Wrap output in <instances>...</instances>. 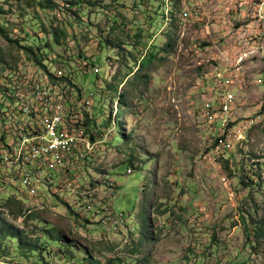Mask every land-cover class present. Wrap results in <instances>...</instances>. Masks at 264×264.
<instances>
[{
  "label": "rangeland",
  "instance_id": "rangeland-1",
  "mask_svg": "<svg viewBox=\"0 0 264 264\" xmlns=\"http://www.w3.org/2000/svg\"><path fill=\"white\" fill-rule=\"evenodd\" d=\"M220 3L0 0V87L11 74L42 78L24 50L48 44L43 54L69 62L70 82L94 94L108 141L77 172L76 186L99 190L86 199L61 189L30 199L0 178V264H264V37ZM185 6L200 17L182 20ZM219 73L233 95L223 133L222 114L203 118L204 103L218 108ZM85 201L124 214L123 233L104 234Z\"/></svg>",
  "mask_w": 264,
  "mask_h": 264
},
{
  "label": "built area",
  "instance_id": "built-area-1",
  "mask_svg": "<svg viewBox=\"0 0 264 264\" xmlns=\"http://www.w3.org/2000/svg\"><path fill=\"white\" fill-rule=\"evenodd\" d=\"M220 2L219 7L225 8L226 14L236 11L233 15L236 21L248 22L241 25V28L250 30L253 34L259 31V35L264 37V0ZM229 4L235 9H228ZM200 15L198 10L188 6L180 14L182 20H197ZM254 39H259L257 34H254ZM262 40L264 46V39ZM262 48L254 45L242 52L238 59L241 61L242 58L254 56ZM51 65L48 72L56 80L67 77L66 71L60 65ZM35 70L42 76L35 82L29 81L25 84V77L21 73L14 76L11 74V81L7 79L5 89L9 91L1 98L6 109L1 111L3 118H6V125L0 128V178L11 175L17 190L23 193L24 189L23 194L30 199H44L47 191L53 189L52 195H56L61 189L74 197L91 196L99 190L83 189L76 184L79 182L77 172L82 171L85 163L93 159L98 146L108 142L104 128L100 127L92 113L95 96L66 81L50 86L48 76ZM92 73L98 74L99 69L93 68ZM212 85L213 90H218V108L215 109L213 103H204L203 118L206 122H213L216 112L222 114L219 130L223 133L229 123L227 119L224 120L223 114L230 113L233 105L231 82L219 73ZM228 137L231 138V134ZM218 147L229 149L230 141L220 138ZM126 173L132 174V169L128 168ZM54 180L59 181L58 186L54 184ZM84 211L89 216L98 217L101 229L106 235L118 229L123 233V229L127 227L124 214L113 212L109 207L93 208L87 201Z\"/></svg>",
  "mask_w": 264,
  "mask_h": 264
},
{
  "label": "trees",
  "instance_id": "trees-1",
  "mask_svg": "<svg viewBox=\"0 0 264 264\" xmlns=\"http://www.w3.org/2000/svg\"><path fill=\"white\" fill-rule=\"evenodd\" d=\"M0 13H2V9L1 8H0ZM53 35H54L53 36L54 37V41H55V43H57L59 41V36L56 34V30L54 31V34ZM48 47H49V45L48 44L47 45L45 44V47H42V49L39 48L36 51H33L32 49H30V50L25 49L24 51L27 52L26 59L28 61H30L31 63H33L34 67H36V69L38 71H40V72H42V73H44V74H46L48 76V78L50 80V82H49L50 83V86H52L54 84H59L60 82H64V81H66L68 83H71L68 77H63L61 79H57L56 80V78L52 74H50V72H48V67H47L46 64H44V61L49 62L50 64H54V63L56 64L57 63L58 65H60V67L62 69L66 70L67 72H71V70L66 67L69 64V62H67L65 60H61L60 58L57 57V55H54L52 53L50 54V52H52V51H50V52L48 51V53L43 54V52H45L44 51L45 49H47V50L49 49ZM153 59H154V56L152 55V56H150V58L147 59L146 62L147 63H150ZM142 65H145V64H142ZM92 74H94V73H92ZM98 74H94V75L97 76ZM6 79H8V81H11L10 77H8ZM122 83L123 82H120V84H122ZM0 90L2 91V96L3 95H6L7 92L9 91L8 89H5V87H0ZM119 97H118V99L121 101L122 104H124L123 96L122 95L121 96L119 95ZM99 135H102V132H99ZM107 144H108V142H104L101 146H104V145H107ZM30 211L31 210H29V212ZM4 236H5V234H4ZM17 237L18 238H21V240H24L25 239L24 236H22V235L20 236L19 235V231H17V230L12 231V233L9 236V238H11V239H15ZM6 238H8V236ZM56 238L58 239L57 241H59L61 243V240H60L61 238H59V236H56L55 239ZM38 241H40V240H38ZM20 244H21V246H23L24 248H26L25 245H23L22 243H20ZM28 245L31 246L32 244L28 243ZM37 247H38V245L37 244H34L32 247H29V249H30V251L33 252L35 250H38Z\"/></svg>",
  "mask_w": 264,
  "mask_h": 264
},
{
  "label": "crops",
  "instance_id": "crops-1",
  "mask_svg": "<svg viewBox=\"0 0 264 264\" xmlns=\"http://www.w3.org/2000/svg\"><path fill=\"white\" fill-rule=\"evenodd\" d=\"M189 1H193V0H189ZM220 8V7H219ZM228 9H230V10H234L235 8H234V6L232 5V4H229V6H228ZM235 12L236 11H232V12H230V14H235ZM264 28H262V30H263Z\"/></svg>",
  "mask_w": 264,
  "mask_h": 264
},
{
  "label": "clouds",
  "instance_id": "clouds-1",
  "mask_svg": "<svg viewBox=\"0 0 264 264\" xmlns=\"http://www.w3.org/2000/svg\"><path fill=\"white\" fill-rule=\"evenodd\" d=\"M176 1H178V0H176ZM102 89V88H101ZM119 93H120V95H121V92L119 91Z\"/></svg>",
  "mask_w": 264,
  "mask_h": 264
}]
</instances>
